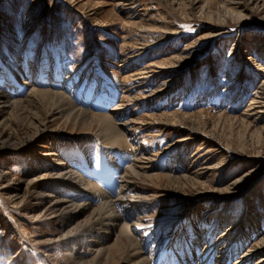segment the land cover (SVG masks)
Segmentation results:
<instances>
[{
    "label": "rangeland",
    "instance_id": "rangeland-1",
    "mask_svg": "<svg viewBox=\"0 0 264 264\" xmlns=\"http://www.w3.org/2000/svg\"><path fill=\"white\" fill-rule=\"evenodd\" d=\"M239 1L247 10L226 0H0L1 92L17 99L33 87L51 88L116 122H140L125 128L129 144L115 147L94 128L54 114L52 104L38 98L0 112V171L5 172L0 186L6 185L0 187V264H74L69 249L50 240L75 232L89 209L66 224L35 222L31 219H39L45 208L35 204V194L58 189L61 197L95 206L121 194L123 172L141 156L151 159L150 167L140 170L144 176L166 175L142 176L135 191L123 188L136 200L144 195L150 201L116 207L125 222L146 217L135 232L149 264L159 256L162 264L187 259L190 241L207 264L231 258L232 264H261L264 252L245 255L264 234V157L254 166L239 156H264V112L243 114L264 77V18L248 0ZM240 10L246 19L233 16ZM44 152L106 196L80 195L58 182H31L42 172L60 171ZM253 166L260 172L244 185L247 191L218 199L227 183ZM242 218L250 222L244 249L238 246L241 231L233 227ZM117 231L101 243H110ZM172 234V254L164 260L160 248ZM86 245L81 260L92 258L98 247Z\"/></svg>",
    "mask_w": 264,
    "mask_h": 264
},
{
    "label": "bare ground",
    "instance_id": "bare-ground-1",
    "mask_svg": "<svg viewBox=\"0 0 264 264\" xmlns=\"http://www.w3.org/2000/svg\"><path fill=\"white\" fill-rule=\"evenodd\" d=\"M226 1L230 4L236 5L240 8L243 7L244 10H247V7L241 5L242 1L241 2L239 0H226ZM248 2L251 3L252 8L254 10H256V12L258 11L261 14L262 18H264V0H248ZM225 10L228 12L227 9H225ZM242 10L233 14V16H235L236 19H238V20L246 19L247 14L246 15L243 14ZM223 12H224V10H223ZM229 15H230V13H229ZM111 31H113V29ZM211 33L208 35V37L210 35H212L214 32L212 34ZM224 33H226V32H224ZM260 39H261V37H260ZM238 45H240V44L236 43L235 47ZM263 50H264V46H263ZM163 64L166 65L165 62ZM181 65H183V64H181ZM19 87H21V86H19ZM32 97L38 98L39 100L43 101L44 103H47L50 105L52 104L53 109L55 110V111L53 110L54 114L59 115V117L65 118V121L72 120L75 123H77L78 126H81L83 128H87L89 130L94 128V130L97 132L96 135L99 136L107 145H110V146L125 147L126 144H129V141L126 140V137L130 136V134L128 133L130 131V129L128 128V130L125 131V128H127L128 125H133V123H140L139 121H136V120H128L126 122H116L109 113H96V112H91V111L86 110L84 108L78 107L75 104H73L71 99L65 93L58 91V90H53L51 88L33 87V88L29 89L25 98L19 97L17 99L16 98L11 99V97L6 96L5 93L0 91V112L3 111L4 108H7V107L23 108L26 106V103L31 100ZM113 109H116V107ZM254 109L261 110V113L264 112V77L261 80L260 89L257 92V95L250 102V105L245 109L246 111L243 114L245 115L246 113H248L249 111H252ZM50 111H52V110H50ZM198 112L202 113L201 111H198ZM46 113H47V111H46ZM171 114H176V113L172 112ZM89 130H88V132L87 131L81 132V135L91 133ZM35 143H36V141H35ZM36 145H38V144H36ZM40 145H42V144H40ZM34 148H35V146H34ZM42 155L44 157H46L50 161L51 164L55 165L54 167H56L57 169H60V171H58L56 173H52V174H46V173L42 172L41 174H39L38 177L37 176L31 177L30 178L31 182H33L35 184L37 181L40 183H43L45 181L46 182H58L61 185H63L62 186L63 190H67V189H69L68 187H70L71 189H73V192L78 193L80 195H82L84 193V191H87V194L89 196L94 195L95 197H98V198L106 196V193L100 191L94 185L84 181L78 174L75 173L74 170H71V169L69 170V169H66V167H63L62 164H64V165L67 164L64 161L63 162L59 161L58 163L52 162V161H54L52 152H44ZM39 156H41V155H39ZM76 156H77V154H76ZM239 157L242 159H245L246 161L252 160V162L254 163V166H256V165L261 166L262 164L260 163V158L264 157V156L262 153H258V155H256L255 157H249V158L248 157L245 158L244 156H239ZM150 161H151L150 157H142L141 156V158H135L127 166L126 170L123 172V178H122L121 186H123L124 189L129 188L131 191H135V189H137V187H136V184L138 183L137 180L141 179V177L144 176V174H142L140 172V170L141 169L144 170L145 168L150 167V165L148 164ZM254 166H253V168L246 169L242 174H240L235 179H233L232 181L227 183L223 188L225 190L224 191L225 195L219 196L218 199L220 198V200H223V199L235 197L240 193V190L242 192L245 190L247 191L246 188L244 189V185H247L251 180H253V178L256 176V174H258V172H260V170H259L260 168L259 167L254 168ZM3 173H5V172L0 171V174L3 175ZM165 175L166 174H164V173H148L144 177H146L147 179H151V180H153V179L159 180V179L165 177ZM173 183H174V181H173ZM240 184L243 188L239 186ZM5 186L6 185H2L0 187H5ZM65 186H68V187H65ZM94 188H96L97 190H94ZM123 188H120V191H121L120 195H118L114 198L108 199V200H104L101 203L96 204L95 206H92L89 201L88 202L90 204L88 202H77V199L75 201L74 196L71 198H67V197H63V196L61 197L62 191H61V193H59L58 189L51 190L55 193H47V192H44L43 190H40L38 193L35 194V199H36L35 204L36 205H45V208L43 207L44 211H43L41 217H39V219L34 218L31 220L35 221V222L47 220V221H50L52 223L53 222L54 223L64 222L66 224V223H69L70 221H72L76 216L83 214L84 212H86L89 209V212L86 214L87 215L86 218L81 223H79L77 221L78 223L76 224L75 232L67 233L64 236L61 235V236L56 237V238L52 237L53 239L50 240L51 242L54 241L55 243H57L59 245L66 246L69 249L70 256H73L72 257L73 258L72 263H74V264H149V257L142 251L143 249H142L141 240L136 235V232H135V231L139 230L144 225L146 217L144 216V218H143V216H139L135 220H132L130 222H125L126 218H125L124 214H122L120 211H118L116 206L123 205L125 207H130V206H133L136 202H140L142 200L148 199V201H150V198H148L147 196L141 195L139 197V199L136 200L134 198V195H130L129 193L123 191L124 190ZM222 193H223V191H222ZM78 194H76V195H78ZM159 194L162 195V193H158V195L153 194L152 196L153 197L160 196ZM51 197H55V198L51 199ZM7 198L9 199L10 202H14V198L11 195L10 196L8 195ZM192 205H193V203L189 204V207L194 208V206H192ZM241 224H245L244 227H241ZM248 224H250V222L246 218H242L238 222L233 223V227H239V231H241L240 235L237 234L238 240L241 241L242 239L245 238V236H246V239L249 238V236L245 233V230H244ZM115 227L118 228L116 236H114V238L110 241V243L103 245L104 243H101V242L103 240L106 241L108 235L113 233V230ZM228 229H229V227L224 229L223 233H226V231ZM204 233L205 232H202V235H204ZM84 243H86L87 244L86 246H88L89 248H92L89 245V243L92 245L98 246L96 249L92 248V251H95V254L92 258L90 257L89 260H81L80 259L81 256L79 254L81 252V248L83 247ZM34 244H40V242L35 241ZM195 244H196L195 241H190V243L187 244L188 253L185 255L187 257V259L181 260L180 257H177L176 260L173 259V263H175V264H207L205 255L199 250L198 246H194ZM246 244L247 243H243L241 241L240 243H238V246L241 249H244V247H246ZM249 247H250V245L248 246V248ZM251 247L253 248L252 249L253 253L252 254H246L245 256H248V255H256L257 257L262 256L261 252H264V234L255 243H252ZM169 248H170V246H169ZM164 252H165V250L163 251V253ZM169 254H172V252H170ZM169 254L167 256H169ZM14 257H16V256L13 255L12 258H14ZM263 259L261 258L260 261ZM169 260H170V258H169ZM155 261L158 264H162V257L159 259L156 258L153 261H150V264H154ZM232 263H233V259L231 258L228 260L227 263H223V264H232ZM255 263H258L257 259H255ZM261 264H264V260L261 262Z\"/></svg>",
    "mask_w": 264,
    "mask_h": 264
}]
</instances>
